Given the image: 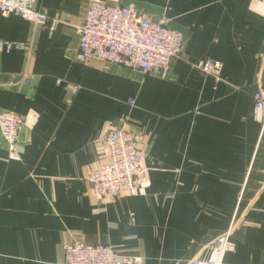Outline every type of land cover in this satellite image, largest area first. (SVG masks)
I'll return each instance as SVG.
<instances>
[{
	"label": "crops",
	"instance_id": "obj_1",
	"mask_svg": "<svg viewBox=\"0 0 264 264\" xmlns=\"http://www.w3.org/2000/svg\"><path fill=\"white\" fill-rule=\"evenodd\" d=\"M92 1L38 0L50 19L36 29L0 11V40L33 47L31 64L26 51L0 50V110L25 119L22 160H7L0 131V264H64L74 239L144 264H188L207 258L234 218L225 264H264V131L253 99L264 87V3L101 0L183 34L187 61L164 78L76 59ZM211 58L223 63L220 81L196 67ZM57 79L78 85L71 104ZM123 124L138 133L148 181L105 198L87 177L107 161L105 132Z\"/></svg>",
	"mask_w": 264,
	"mask_h": 264
},
{
	"label": "built area",
	"instance_id": "obj_2",
	"mask_svg": "<svg viewBox=\"0 0 264 264\" xmlns=\"http://www.w3.org/2000/svg\"><path fill=\"white\" fill-rule=\"evenodd\" d=\"M38 0H0L3 15L17 14L33 23L35 29L50 19L46 12L37 10ZM264 3V0H261ZM87 18L78 26L80 35L76 59L80 62L99 60L106 65L118 64L145 74H157L170 78L172 63L186 60L185 39L180 31L167 27L163 21H156L149 13L139 11L134 5H112L101 0H93L87 10ZM56 22V21H55ZM54 24L51 29H54ZM0 50L12 52L21 50L33 53L31 44L0 40ZM33 58L29 59L32 63ZM205 75H213L218 81L223 63L218 59H205L196 63ZM65 83L71 104L79 87L71 82ZM254 116L262 124L264 131V87L253 96ZM130 104L134 101L130 100ZM25 119L20 114L0 110V131L8 148V161L22 160L23 147L20 135ZM102 152L107 161L94 169L87 177L93 191L105 198H115L128 194L148 181V168L144 154L138 144V133L123 124L113 126L105 132L101 141ZM231 226L216 238L210 247L207 258L195 259L188 264H225V256L236 248L232 241L233 232L238 226L234 218ZM64 264H144L141 256H125L111 246L91 245L79 240H71L64 245Z\"/></svg>",
	"mask_w": 264,
	"mask_h": 264
}]
</instances>
